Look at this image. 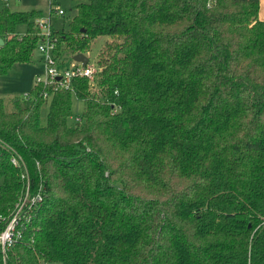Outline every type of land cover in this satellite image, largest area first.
<instances>
[{
    "label": "trees",
    "instance_id": "trees-1",
    "mask_svg": "<svg viewBox=\"0 0 264 264\" xmlns=\"http://www.w3.org/2000/svg\"><path fill=\"white\" fill-rule=\"evenodd\" d=\"M76 1L54 33L72 57L107 38L99 87L0 100V231L43 198L0 264H264L260 0ZM42 14L0 10V76L31 63Z\"/></svg>",
    "mask_w": 264,
    "mask_h": 264
},
{
    "label": "built area",
    "instance_id": "built-area-1",
    "mask_svg": "<svg viewBox=\"0 0 264 264\" xmlns=\"http://www.w3.org/2000/svg\"><path fill=\"white\" fill-rule=\"evenodd\" d=\"M53 10V9H52ZM65 17L66 12L62 9L53 10L46 18L44 16L35 19L34 25L37 29L39 43L36 52L41 57V63L45 67V76H38L36 85L43 88L53 89L54 91H71L75 93L74 84L77 80L87 79L90 81L92 90H96L98 82L96 81L97 70L91 62L87 66L72 60L69 64L65 61L62 52L59 50V38L55 35L56 28L53 24V17ZM90 60V59H89ZM45 99H50L46 92ZM27 99L28 95H27ZM76 123L81 122V118L74 119ZM41 192L33 195L30 188L15 208L6 227L0 231V254L6 258L8 251L15 243L23 237L22 220L23 217L42 201Z\"/></svg>",
    "mask_w": 264,
    "mask_h": 264
},
{
    "label": "rangeland",
    "instance_id": "rangeland-1",
    "mask_svg": "<svg viewBox=\"0 0 264 264\" xmlns=\"http://www.w3.org/2000/svg\"><path fill=\"white\" fill-rule=\"evenodd\" d=\"M14 12H31L41 11L42 16L48 17L53 10L62 9L66 12L65 17L54 16L53 24L56 29H65L69 31L70 23L75 16L76 0H0V10L6 6ZM53 9V10H52ZM19 33L25 35L26 27H19ZM107 43L106 37H100L92 44L91 50L87 53L90 62L98 71V60L101 51ZM63 57L69 64L74 57L67 51L64 52ZM45 76V67L41 63L39 53L35 52L31 63L16 64L5 75L0 76V100L4 101L5 108L8 113L17 111L18 105L21 108L31 106V102L27 99V95L33 90L36 85L37 77ZM50 102L43 107L42 116L44 121L47 120L49 113ZM85 108V102L78 100L77 97L73 99V118L70 119V124H73L74 119L81 118Z\"/></svg>",
    "mask_w": 264,
    "mask_h": 264
},
{
    "label": "water",
    "instance_id": "water-1",
    "mask_svg": "<svg viewBox=\"0 0 264 264\" xmlns=\"http://www.w3.org/2000/svg\"><path fill=\"white\" fill-rule=\"evenodd\" d=\"M0 45H4V41L1 40L0 41ZM73 60L77 63H81L84 66H87L90 62L89 58L85 55V54H78L76 56H74Z\"/></svg>",
    "mask_w": 264,
    "mask_h": 264
},
{
    "label": "crops",
    "instance_id": "crops-1",
    "mask_svg": "<svg viewBox=\"0 0 264 264\" xmlns=\"http://www.w3.org/2000/svg\"><path fill=\"white\" fill-rule=\"evenodd\" d=\"M260 19L264 21V0H260ZM40 60H41V57H40Z\"/></svg>",
    "mask_w": 264,
    "mask_h": 264
}]
</instances>
